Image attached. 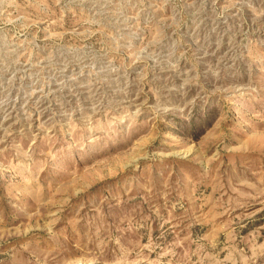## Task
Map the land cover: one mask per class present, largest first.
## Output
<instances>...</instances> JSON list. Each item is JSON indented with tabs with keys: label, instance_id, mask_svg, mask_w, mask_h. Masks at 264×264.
I'll list each match as a JSON object with an SVG mask.
<instances>
[{
	"label": "rangeland",
	"instance_id": "374dc122",
	"mask_svg": "<svg viewBox=\"0 0 264 264\" xmlns=\"http://www.w3.org/2000/svg\"><path fill=\"white\" fill-rule=\"evenodd\" d=\"M0 264H264V0H0Z\"/></svg>",
	"mask_w": 264,
	"mask_h": 264
}]
</instances>
